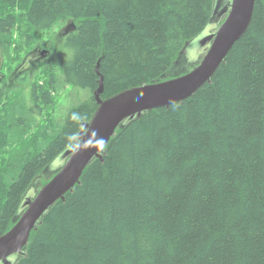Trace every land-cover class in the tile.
I'll list each match as a JSON object with an SVG mask.
<instances>
[{"label":"trees","instance_id":"1","mask_svg":"<svg viewBox=\"0 0 264 264\" xmlns=\"http://www.w3.org/2000/svg\"><path fill=\"white\" fill-rule=\"evenodd\" d=\"M212 5L29 0L25 12L0 18L1 43L16 20L37 31L66 20L76 27L44 60L45 91L32 88L20 113L0 109V236L29 186L95 113L96 66L102 99L159 81L205 28ZM60 92L69 106L50 129L43 124L42 138L24 140ZM24 252L15 264H264V0H255L246 34L211 82L118 127Z\"/></svg>","mask_w":264,"mask_h":264},{"label":"water","instance_id":"2","mask_svg":"<svg viewBox=\"0 0 264 264\" xmlns=\"http://www.w3.org/2000/svg\"><path fill=\"white\" fill-rule=\"evenodd\" d=\"M254 6L255 0H213L207 25L183 48L195 44L203 57L195 68L181 76L125 90L108 99L100 98L103 91L100 78L99 88L94 92L95 113L89 122L82 124L71 144L48 166L57 165L60 170L37 193H26L18 218L0 236V264H15L24 256L31 232L37 229L49 209L57 201L64 200L65 195L79 184L84 170L94 160H102L104 148L118 127L153 110L181 103L211 82L234 44L246 34ZM75 29L70 21L60 36H67ZM46 53L44 51L40 56L44 57Z\"/></svg>","mask_w":264,"mask_h":264},{"label":"rangeland","instance_id":"3","mask_svg":"<svg viewBox=\"0 0 264 264\" xmlns=\"http://www.w3.org/2000/svg\"><path fill=\"white\" fill-rule=\"evenodd\" d=\"M25 1L0 0V18L6 17L9 12L19 15ZM69 22L68 20L62 23L58 22L51 29L43 31L33 30L24 22H20L9 35L3 36V42L6 44H0V89L3 91L4 99L0 101V109H12L17 113L21 107L24 108L27 105L32 88H46L47 75L44 60L49 57L50 50L52 53L61 50L65 37H61L60 32ZM44 51L47 53L41 57L40 55ZM63 52L70 55L67 49H64ZM202 57L200 48L195 44H190L175 60L165 78H175L191 71L199 64ZM69 102L65 98V92L55 94L53 106L44 110L41 118L29 121L24 138L23 136L21 138L28 142L33 141L37 135L39 139L42 138L44 135L43 124L50 125V129L53 119L69 106ZM51 109H55L56 113L55 111L51 113ZM47 132L49 135L51 134L50 130ZM58 170L60 167L57 165L56 167H47L46 171L38 176L32 184V188L29 189L37 193Z\"/></svg>","mask_w":264,"mask_h":264},{"label":"bare ground","instance_id":"4","mask_svg":"<svg viewBox=\"0 0 264 264\" xmlns=\"http://www.w3.org/2000/svg\"><path fill=\"white\" fill-rule=\"evenodd\" d=\"M28 1L29 0H26L25 1V3H24V5H22V12H25V10L28 8ZM14 14H16V13H13V12H9V13H7V15L6 16H8V15H14ZM19 23V21L18 20H16V22H15V25L14 26H16L17 24ZM62 23V22H61ZM250 26V25H249ZM31 29H33V28H31ZM33 30H35V29H33ZM244 36V35H243ZM242 36V37H243ZM241 37V38H242ZM240 38V39H241ZM4 43V42H3ZM3 43H1L0 42V44H3ZM4 44H6V43H4ZM183 50V49H182ZM68 51H69V53L71 54V51L68 49ZM182 52V51H181ZM181 53H179L178 55H177V58L176 59H178V57H179V55H180ZM221 65V64H220ZM219 68V67H218ZM95 71H96V74L98 75V86H97V89L99 88V81H100V78L102 77V85H103V76L99 73V71H98V65L96 66V68H95ZM167 73V72H166ZM166 73L164 74V75H162V77L159 79V81L158 82H162V81H166V80H171V79H174V78H171V79H167V78H165V75H166ZM157 81H155V83L157 82ZM3 86V85H2ZM141 86H143V85H141ZM140 87V86H139ZM103 88H104V86H103ZM96 89V90H97ZM95 90V91H96ZM35 91L37 92V93H43L44 91H45V89H41V88H38V89H35ZM94 91V92H95ZM123 92V91H122ZM121 93V92H120ZM103 94V91H102V93L100 94V98H101V95ZM119 94V93H118ZM93 96H94V93H93ZM102 99V98H101ZM94 100H95V97H94ZM96 102V101H95ZM71 102H69V104H70ZM8 110V112H10V114H14V110H12V109H7ZM13 111V112H12ZM55 111V113H56V110L55 109H51L50 110V112L51 113H53ZM21 112V110L19 111V113ZM18 113V114H19ZM60 115V114H59ZM92 118V117H91ZM47 137L49 136V135H46ZM33 152V149L32 148H30L28 151H27V153H26V155H24L25 157H28L29 155H33L34 153H32ZM28 153H31V154H29L28 155ZM24 156H22V157H24ZM51 164V163H50ZM49 164V165H50ZM48 165V166H49ZM47 166V167H48ZM43 172H45V169L44 170H42L40 173H43ZM37 179V178H36ZM36 181V180H35ZM34 181V182H35ZM29 188H32L31 186H29ZM28 188V190H27V192H29L30 191V193H34V192H31V190ZM26 192V193H27ZM26 193L24 194V196L23 197H21L22 199H24L25 198V196H26ZM33 196H35V195H33ZM33 198V197H32ZM21 200V199H20ZM21 202H22V200H21ZM38 227V226H37Z\"/></svg>","mask_w":264,"mask_h":264},{"label":"flooded vegetation","instance_id":"5","mask_svg":"<svg viewBox=\"0 0 264 264\" xmlns=\"http://www.w3.org/2000/svg\"><path fill=\"white\" fill-rule=\"evenodd\" d=\"M67 37V36H66Z\"/></svg>","mask_w":264,"mask_h":264}]
</instances>
